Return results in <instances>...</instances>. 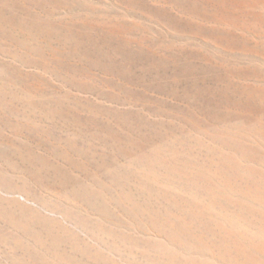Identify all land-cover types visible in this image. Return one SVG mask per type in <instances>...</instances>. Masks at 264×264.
<instances>
[{
  "label": "rangeland",
  "instance_id": "rangeland-1",
  "mask_svg": "<svg viewBox=\"0 0 264 264\" xmlns=\"http://www.w3.org/2000/svg\"><path fill=\"white\" fill-rule=\"evenodd\" d=\"M0 264H264V0H0Z\"/></svg>",
  "mask_w": 264,
  "mask_h": 264
}]
</instances>
